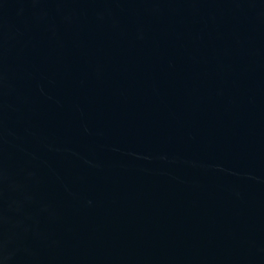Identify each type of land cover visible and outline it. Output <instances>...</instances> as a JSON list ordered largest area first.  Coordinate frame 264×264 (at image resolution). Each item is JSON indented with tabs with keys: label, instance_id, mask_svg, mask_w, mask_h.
<instances>
[{
	"label": "water",
	"instance_id": "1",
	"mask_svg": "<svg viewBox=\"0 0 264 264\" xmlns=\"http://www.w3.org/2000/svg\"><path fill=\"white\" fill-rule=\"evenodd\" d=\"M0 264H264V0H0Z\"/></svg>",
	"mask_w": 264,
	"mask_h": 264
}]
</instances>
